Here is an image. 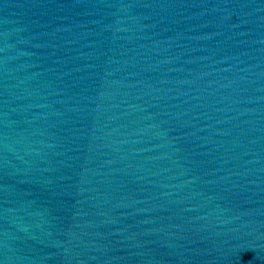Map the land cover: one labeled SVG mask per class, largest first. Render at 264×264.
<instances>
[{
  "label": "water",
  "instance_id": "1",
  "mask_svg": "<svg viewBox=\"0 0 264 264\" xmlns=\"http://www.w3.org/2000/svg\"><path fill=\"white\" fill-rule=\"evenodd\" d=\"M0 264H264V124L0 137Z\"/></svg>",
  "mask_w": 264,
  "mask_h": 264
}]
</instances>
